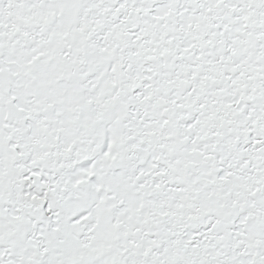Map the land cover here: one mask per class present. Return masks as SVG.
<instances>
[{"label":"snow or ice","instance_id":"6c2138e0","mask_svg":"<svg viewBox=\"0 0 264 264\" xmlns=\"http://www.w3.org/2000/svg\"><path fill=\"white\" fill-rule=\"evenodd\" d=\"M0 264H264V0H0Z\"/></svg>","mask_w":264,"mask_h":264}]
</instances>
